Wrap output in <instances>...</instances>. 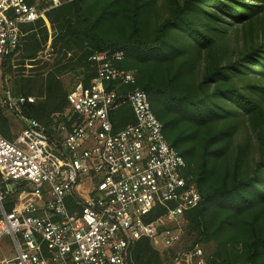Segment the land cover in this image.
Instances as JSON below:
<instances>
[{
    "label": "trees",
    "instance_id": "trees-1",
    "mask_svg": "<svg viewBox=\"0 0 264 264\" xmlns=\"http://www.w3.org/2000/svg\"><path fill=\"white\" fill-rule=\"evenodd\" d=\"M45 15L53 62L29 61L41 64L26 75L3 64L12 95L35 97L24 114L48 124L67 106L60 75L88 84V57L121 51L200 195L184 245L199 244L205 264H264V0H64ZM43 22L23 26L21 64L44 52ZM116 115L118 126L132 121L128 107ZM9 126L0 111L7 138ZM167 260L147 238L132 245L130 264Z\"/></svg>",
    "mask_w": 264,
    "mask_h": 264
},
{
    "label": "built area",
    "instance_id": "built-area-1",
    "mask_svg": "<svg viewBox=\"0 0 264 264\" xmlns=\"http://www.w3.org/2000/svg\"><path fill=\"white\" fill-rule=\"evenodd\" d=\"M58 4L0 0V111L21 123L11 138L0 133V238L14 250L0 264H130L141 238L175 249L165 264H205L199 244L184 245L185 214L200 195L135 70L120 66L121 51L90 55L93 77L74 83L48 124L24 114L34 96L4 85L3 64L19 50L23 26L48 21ZM123 107L132 121L118 126Z\"/></svg>",
    "mask_w": 264,
    "mask_h": 264
},
{
    "label": "rangeland",
    "instance_id": "rangeland-1",
    "mask_svg": "<svg viewBox=\"0 0 264 264\" xmlns=\"http://www.w3.org/2000/svg\"><path fill=\"white\" fill-rule=\"evenodd\" d=\"M41 2H47L49 0H40ZM64 0H50V3H61ZM43 26H45L46 30H47V40L43 46V49H45L47 46L49 47V45L51 44V40H52V29H51V25L49 21H44L43 22ZM20 49L17 51V53L13 56L12 58V62L10 61V65L13 69H21L18 70L21 73L29 74L32 71H30V67H38L41 63H37V64H29V61H36L37 58H42L40 59V61H48V63H52V56H48V55H43V57H41V55L37 54V57L31 60H24V62L21 64L20 63ZM45 57V58H44ZM51 65V64H50ZM60 79L62 81V83L64 84V86L69 90L74 83L80 79V77L77 75H74V72L71 71H66L64 73H62L60 75ZM9 88H10V83L8 84ZM8 116V119H10ZM21 128V123L17 120L11 121L10 126H9V130L10 133L12 135V133H16L17 131H19V129ZM212 245H210V248L208 247L207 251L212 249ZM132 248V247H131ZM175 249H173L170 254H168L167 252H163L162 250L160 251L163 255H165L167 257V259H169V256L173 253ZM131 252V249H130ZM0 256L3 257H12L14 256V250H13V246L12 243L9 239L8 236H3L2 238H0Z\"/></svg>",
    "mask_w": 264,
    "mask_h": 264
}]
</instances>
